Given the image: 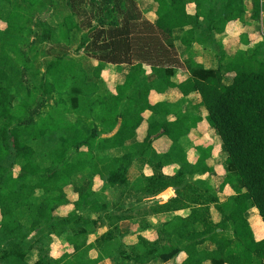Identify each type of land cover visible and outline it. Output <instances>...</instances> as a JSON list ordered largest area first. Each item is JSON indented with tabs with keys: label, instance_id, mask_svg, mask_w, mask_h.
Instances as JSON below:
<instances>
[{
	"label": "trees",
	"instance_id": "1",
	"mask_svg": "<svg viewBox=\"0 0 264 264\" xmlns=\"http://www.w3.org/2000/svg\"><path fill=\"white\" fill-rule=\"evenodd\" d=\"M78 1L0 0V24L5 25L0 27V264H264V239L256 240L247 217L256 208L264 224V39L234 56L216 39L229 22L245 21V0H191L194 14L187 10L188 0H153L158 4L154 22L135 13L132 5L123 22L100 19L96 25L93 12H75ZM251 4V19H260L262 0ZM50 10L59 21L56 30L38 17ZM114 10L108 7L105 16ZM184 27L182 45L213 49L217 69H207L195 58L181 59L173 31ZM85 28L89 36L78 49L85 55L74 57L68 46ZM48 40L58 47L54 57L41 49ZM86 58L98 63L87 66ZM107 64L132 68L115 95L104 86ZM180 68L190 77L175 83ZM171 87L184 96L200 95L206 120L228 154L220 188H233L229 198L213 194L205 180H188L214 169L206 151L197 148L202 152L192 162L182 144L200 119L183 115L170 120L173 112L166 102L150 103L153 91L161 94ZM130 90L137 95L130 97ZM147 112L163 119H148L145 140L127 148ZM162 136L172 142L164 155L152 147ZM46 139L54 146L36 148ZM124 147L123 156L110 154ZM139 158H146L153 171L142 175L146 182L141 188L128 176ZM172 163L179 168L166 175L163 168ZM94 179L102 190L120 187L124 200L113 207L103 201L93 190ZM169 187L176 188L177 196L156 201L151 211L168 214L165 220L154 224L148 211L137 219L127 211V199L142 203ZM69 204L71 211L60 215L58 209ZM212 206L219 220H212ZM180 210H189L188 215H176ZM131 219L139 228L137 241L129 244L121 224ZM99 222L107 226L100 250L89 241ZM148 228L155 230L154 240L143 234ZM38 233L43 234L35 237ZM56 239L71 252L56 256ZM207 242L215 248H204ZM35 250L37 260L30 263Z\"/></svg>",
	"mask_w": 264,
	"mask_h": 264
},
{
	"label": "crops",
	"instance_id": "2",
	"mask_svg": "<svg viewBox=\"0 0 264 264\" xmlns=\"http://www.w3.org/2000/svg\"><path fill=\"white\" fill-rule=\"evenodd\" d=\"M138 3V6L141 10L142 15L149 19L150 21L154 22L157 19L156 11L158 8V4L154 2L153 0H134ZM187 10L188 12L194 14L196 12V4L192 2L191 0H188L187 2ZM262 3L264 4V0H262ZM246 4V0H245ZM251 4V0H250ZM264 10V8H263ZM263 14V11H262ZM261 14V16H263ZM263 19V18H260ZM259 19L252 20L251 19V13L250 11L247 12V15L245 17V21H231L227 24L225 32L222 34L216 35V39L218 40L219 37H222V39H219L220 42L223 44L224 49L226 50L227 55L229 56H234L236 53H229L228 52V45H226L228 42L226 39H233L232 37V32L234 30V27L239 25V38L241 41L245 39V47H249L252 44H254L249 36L254 33L253 27L259 22ZM188 29V27L184 28H177L173 31L174 35V40H175V45L176 48L179 52V55L181 59L184 61L188 58H195L198 62H201L204 64V66L207 69H217L218 68V61L215 56V52L213 49L210 47H205L203 45L194 43L192 47L187 48L181 43V37L185 33V31ZM218 40V41H219ZM222 40V41H221ZM263 40V35H259L257 37V41L259 42ZM249 43V44H247ZM98 62L96 60V65ZM132 68L129 64H122L120 66H117L115 64H107L104 71L102 72V78L105 82V88H107L113 95L116 94V90L118 86L124 85L127 76L131 72ZM145 75L149 78L151 75V69L150 67H146V73ZM144 76V75H143ZM190 77V73L186 68H180L177 70L175 76L173 77V81L175 83H181L188 79ZM231 75H227L226 77V82L230 83L231 82ZM129 96L130 97H135L137 95L135 90H130L129 91ZM150 103L155 105L157 103H162L166 102L170 108L172 109L173 114L168 117L170 120H174L177 116H183L187 115L190 116L191 118H198L200 119L197 123V126L193 128L188 135V137L183 141V145L185 149L188 152V158L192 162H196L197 159L199 158L200 154L202 151L197 150V148H201L203 151H206L208 153V158H207V163L210 167L214 169L212 173H199L195 175H190L188 176V180L190 182H194L198 179L205 180L209 185L212 187V193L214 194V190L217 191L218 196L220 199L224 200L229 198L232 194H234V190L230 185H227L224 190H222L220 187L224 183L225 179V169H224V162L226 161L228 154L223 151L222 148V141L220 136V152L222 154V157L224 159L223 163H218L215 158H214V145L215 143H212L210 145H202L199 142H196V138L202 136L206 142H211L209 133H212L214 131L217 132L216 129L210 127L206 120L207 116V110L205 107L201 106V97L198 93H191L188 96H184L183 93L178 89L171 87L168 90H166L164 93H157L153 91L150 94ZM157 119V120H162L163 118L160 116L153 115L151 112H147L145 114V121L142 123L140 128L137 130V135L136 138L130 142L127 143L126 147H131L136 142H143L147 136V131H148V124L149 121L148 119ZM218 133V132H217ZM172 142L170 138L167 136H162L153 142V150H155L158 154L164 155L166 154L170 148H171ZM126 152L125 147L124 148H113L110 150V154L114 157H121L124 155ZM179 168V165L176 163L168 164L163 168V172L166 175H173L177 169ZM153 173L152 168L148 165V160L146 158H139L137 159L131 166L130 171H129V180L132 185H136L138 188H141L145 185V180L143 179L142 175H146L145 177L151 175ZM214 175H219L220 176V181L215 180V183L210 180V178H214ZM81 178V176H79ZM101 183L98 181V179H94V185H93V190L96 191L98 194L102 196L103 201L109 202L112 198L111 196V191L114 190V188H106L102 190V185L99 187H95V185ZM72 188V187H70ZM119 189V190H118ZM118 194L116 195V201L120 202L121 200H124L122 195L120 194L121 188H117ZM175 187H169L166 190L162 191L160 194H158L155 197H150L145 199L142 203H135V198H131V200H126L125 204L127 206V211H129L130 214H132V211H138V216L136 217L139 218L141 211L143 212H149L147 219L151 221L154 224H157L158 221H163L165 220L169 215L168 214H163V215H153L151 214L152 212V207L155 206L156 201H159L160 203H165L166 201L174 198L177 196ZM135 193V192H134ZM74 193L70 190L69 191V198L71 200H74L76 198V195H73ZM128 201L134 202L133 205H131ZM70 205V204H69ZM68 206V205H65ZM65 206H62L58 209V212L60 214V210L64 208ZM70 211L72 209V205H70ZM69 211V212H70ZM189 210H180L176 212V215H181V216H187ZM64 215L65 214H60ZM67 215V214H66ZM134 215V214H132ZM136 216V214L134 215ZM211 216L212 220L220 219L219 213L215 210V208L212 206L211 208ZM247 217L249 218L250 224L253 228V232L255 235L256 240H262L264 239V224L262 222L261 216L259 215V211L256 208H252L248 213ZM136 219H131L124 221L121 226L123 230L128 232V235L126 236V242L129 244H132L137 241V235L135 234V231L138 230L139 224L138 222H135ZM125 223L127 225H125ZM144 231V235L149 238L150 240H154L156 237L154 235V231L152 228H148ZM132 239V241L130 240ZM204 248L206 249H214L215 245L211 242H207L206 244L203 245ZM204 264H211V262L207 261Z\"/></svg>",
	"mask_w": 264,
	"mask_h": 264
},
{
	"label": "rangeland",
	"instance_id": "3",
	"mask_svg": "<svg viewBox=\"0 0 264 264\" xmlns=\"http://www.w3.org/2000/svg\"><path fill=\"white\" fill-rule=\"evenodd\" d=\"M134 1V0H133ZM109 0H79L78 1V5L75 8V12L77 10H81V9H86L87 11H91V13L93 12V25H96L100 22V19H105L106 21H118V22H123L124 17L127 15L126 13L128 12L129 8L133 7L135 8V13H141V10L138 6V3L136 1H134V3L131 2V0H111V3H109ZM108 7H114V13L113 15H110V17H106L105 13H106V9ZM121 7V8H120ZM121 9V10H120ZM246 9L247 12L252 11V4H250V0H246ZM120 10V11H119ZM95 13V14H94ZM263 16H261V18L263 19H259L260 21L253 27L254 33H252L249 38L250 40L254 43L249 47H252L254 45H257V43L261 42H256L257 41V37L259 35H263V39H264V10H263ZM39 19L42 20L45 25L48 28H52L53 30L57 29L58 26V19L55 17V15L52 13V11L50 10L49 12H45L40 14ZM78 21L80 22V19L78 17ZM5 25L3 23L0 24V27H4ZM241 31H239V25L234 27V30L232 32V37L233 39H226V41L228 42L226 45H228V52L229 53H236L240 50H246L247 47H245V39L243 41H241V39L239 38V33ZM87 35V37L89 36V32H88V28H85L79 32H77L74 35V38L72 39V44L69 45L68 47V53H70L72 56L74 57H79V56H84L85 55V50L82 48L81 50L79 48V45L81 43V41H83V38H85V36ZM219 39H222V37H219ZM91 41V40H90ZM220 41V40H219ZM222 41V40H221ZM65 43L63 42L62 45H64ZM248 47V48H249ZM41 49H43L46 53L48 57H54L55 55V51L56 49H58L57 45L51 41L48 40L46 42H44L41 45ZM28 48H24V51H27ZM85 64L87 66H92L94 65V63H96V60L93 59H85L84 60ZM53 103V101H52ZM209 137L211 142H206V140L200 136L196 138V142L201 143L202 145H204L206 147V145H210L212 143H215L214 145V149H213V153H214V158L218 163H223L224 159L222 157L221 152H220V148L218 145V143H220L219 137H218V133L216 131L209 133ZM52 145L54 146V144L52 143V140H45L43 141H39L36 148H39V150H46L49 149L50 147H52ZM80 180V177L75 178V180ZM210 180L212 182L215 183L217 181H220V176L219 175H214V178H210ZM101 186L100 184L95 185V187H99ZM119 190V189H118ZM118 190L117 188H114V190H112L111 196L112 198H110L111 200L108 202L110 203V205H112V207L115 204L116 201V195L118 194ZM214 193L217 194L218 192L214 190ZM71 206H65L64 208H62V210H60V214H68L70 211ZM132 214H136L135 217H137L138 211H132ZM125 225H127L125 223ZM107 230V226L105 224H102L101 222H99L98 224H96V226L93 228V230H91L90 236H89V241L90 243H93L98 250H100V248L102 246H100L101 244V239L103 234L105 233V231ZM43 233H38L35 235V237H39L41 236ZM132 241V239H130ZM52 250L54 252V254L56 256H61L63 253L65 252H71V247H69L68 245H66L65 243H62L61 241H59L58 239L54 240V243L52 245ZM94 254V252H93ZM35 260H37V251H33V254L30 256V263H33Z\"/></svg>",
	"mask_w": 264,
	"mask_h": 264
},
{
	"label": "water",
	"instance_id": "4",
	"mask_svg": "<svg viewBox=\"0 0 264 264\" xmlns=\"http://www.w3.org/2000/svg\"><path fill=\"white\" fill-rule=\"evenodd\" d=\"M172 262H174V259H172Z\"/></svg>",
	"mask_w": 264,
	"mask_h": 264
}]
</instances>
